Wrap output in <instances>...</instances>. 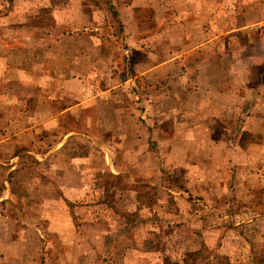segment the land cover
Masks as SVG:
<instances>
[{
	"label": "crops",
	"instance_id": "0c3cea01",
	"mask_svg": "<svg viewBox=\"0 0 264 264\" xmlns=\"http://www.w3.org/2000/svg\"><path fill=\"white\" fill-rule=\"evenodd\" d=\"M15 1L0 3V205H22L0 212L18 228L0 229V264H187L222 216H264V72L252 83V53L205 47L234 0Z\"/></svg>",
	"mask_w": 264,
	"mask_h": 264
},
{
	"label": "rangeland",
	"instance_id": "374dc122",
	"mask_svg": "<svg viewBox=\"0 0 264 264\" xmlns=\"http://www.w3.org/2000/svg\"><path fill=\"white\" fill-rule=\"evenodd\" d=\"M59 1V0H57ZM97 1V0H96ZM16 4L18 3V0L15 1ZM0 3H3V0H0ZM224 5L228 3V0H223ZM232 3H236V8L234 11H229V9L226 7L220 11V13H216L215 19L217 23V27H215L214 31L217 33L220 32L219 39L214 40V42H207L206 51L208 52H216L220 51L221 56L225 57L228 54H237V56H241L244 53H252L253 54V78L252 83L256 82L258 80V75H256L258 69L262 70L264 72V60H260V54L264 51V0H234ZM0 15V17L3 16ZM44 17H49L48 12L43 13ZM209 16V17H208ZM208 19L212 18V15H208ZM46 20V19H45ZM1 21V20H0ZM233 23L236 25L246 24L249 22H252L253 24L245 29L239 30L235 36H231L229 38V33L226 32L227 25L229 23ZM45 23V22H44ZM102 36H107V33H111V29L105 28L103 30ZM205 52V53H208ZM214 55H211L209 59L211 62L214 60ZM120 54L117 53V57H119ZM226 61L224 58L218 60L219 66L222 67V63ZM238 69L241 68V64L239 63V60L236 62ZM211 64V63H210ZM129 65V64H128ZM213 65H215L213 63ZM261 68H260V66ZM212 66H210L211 68ZM249 68V67H247ZM217 69V68H215ZM252 69V66H251ZM217 71H215L214 75H217ZM219 76V75H218ZM225 79V83H228V77H221ZM78 129H83V125H77ZM31 162V160H30ZM32 163V162H31ZM5 173H0V183H2V178ZM29 179H32L30 177L32 176L30 173ZM24 178V175L21 173H17L14 179V185L13 190L15 193L20 194L21 192L25 194V198L28 199V202L26 204H23L24 207H26L27 212H33V207L36 202V191L35 189L29 187H25L24 184H21L22 180ZM114 180V179H113ZM115 181V180H114ZM110 182V181H108ZM3 185V184H2ZM0 192H2V188L0 185ZM22 200V198H21ZM3 202V201H2ZM21 203V202H20ZM20 203L16 204H2L0 205V212L5 215H18L20 212ZM263 203H264V197H263ZM112 204L111 202L109 203ZM79 209L84 210L83 205H78ZM86 209H89L86 207ZM91 211L94 213V215H104L107 216V214H104L103 205L100 204H93L91 205ZM85 212V211H84ZM90 213V212H89ZM109 216V215H108ZM251 215H238L236 218H231L229 215L222 216L221 219H219V225L220 230H222V235L220 237V240L218 242V246H216L217 243L212 247L211 244L206 246V249L199 253L196 257H185V262L187 264H264V216H256L250 220ZM109 220V219H108ZM106 219V221H108ZM244 220V221H243ZM239 222V224L233 225L235 222ZM243 221V222H241ZM0 229L9 230L10 233H13V230H17V226L15 227L12 225L11 222H9V219H7V216L4 220H2V224L0 225ZM167 228L165 227V231ZM168 230H171L170 227H168ZM172 231V230H171ZM138 233L142 234L143 228L138 229ZM10 233H8L5 238H10ZM166 233H168L166 231ZM139 234V235H140ZM38 235V234H37ZM34 233L29 234V244H36L40 241L38 240V237ZM216 235V232L213 234H210L208 236V240L213 242L214 237ZM160 234H157L153 241L156 243L160 242L159 239ZM136 236H131L130 241L136 242ZM180 238V237H178ZM171 239V237L169 238ZM48 247L50 249L49 256L52 259H56V253L63 249L59 245V240L49 236L47 239ZM181 240H175L176 244L178 245V248H183V245L180 243ZM3 242V241H2ZM178 242V243H177ZM128 243V242H127ZM172 243V241L170 242ZM174 245V244H173ZM177 250V249H176ZM170 252H172L169 249ZM175 253V252H174ZM183 252H178L174 257L173 260L175 263L183 264L179 257L182 258ZM170 262V261H169ZM174 264V263H172Z\"/></svg>",
	"mask_w": 264,
	"mask_h": 264
},
{
	"label": "trees",
	"instance_id": "16d2710c",
	"mask_svg": "<svg viewBox=\"0 0 264 264\" xmlns=\"http://www.w3.org/2000/svg\"><path fill=\"white\" fill-rule=\"evenodd\" d=\"M198 255H199V253H197V252H193V253L188 254V256L193 257V258L198 256Z\"/></svg>",
	"mask_w": 264,
	"mask_h": 264
}]
</instances>
